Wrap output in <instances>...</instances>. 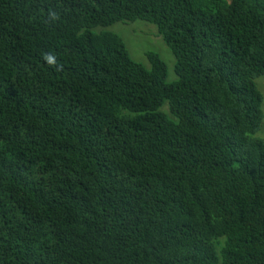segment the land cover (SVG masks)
I'll use <instances>...</instances> for the list:
<instances>
[{
    "label": "trees",
    "instance_id": "obj_1",
    "mask_svg": "<svg viewBox=\"0 0 264 264\" xmlns=\"http://www.w3.org/2000/svg\"><path fill=\"white\" fill-rule=\"evenodd\" d=\"M263 74L264 0H0V264H264Z\"/></svg>",
    "mask_w": 264,
    "mask_h": 264
},
{
    "label": "rangeland",
    "instance_id": "obj_2",
    "mask_svg": "<svg viewBox=\"0 0 264 264\" xmlns=\"http://www.w3.org/2000/svg\"><path fill=\"white\" fill-rule=\"evenodd\" d=\"M93 30H109L119 35L131 59L145 67H148V61L144 52L147 50L154 51L165 64V81L170 82L175 79L173 71L174 57L162 41L160 34L153 24L141 19L134 21L119 20L107 26L94 27ZM254 82L263 97V116L260 119L255 136L264 140V74L254 78ZM162 110L166 112L165 105L162 106Z\"/></svg>",
    "mask_w": 264,
    "mask_h": 264
},
{
    "label": "clouds",
    "instance_id": "obj_3",
    "mask_svg": "<svg viewBox=\"0 0 264 264\" xmlns=\"http://www.w3.org/2000/svg\"><path fill=\"white\" fill-rule=\"evenodd\" d=\"M53 18H55V14L53 13ZM44 59L46 60V62L50 65V66H55V64L57 63L56 59L54 56H52L51 54H47L45 55Z\"/></svg>",
    "mask_w": 264,
    "mask_h": 264
}]
</instances>
